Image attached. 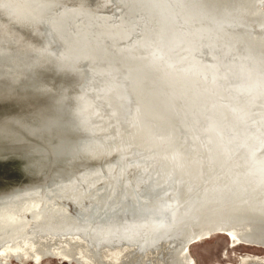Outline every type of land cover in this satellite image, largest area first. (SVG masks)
<instances>
[{
	"label": "water",
	"instance_id": "95a60500",
	"mask_svg": "<svg viewBox=\"0 0 264 264\" xmlns=\"http://www.w3.org/2000/svg\"><path fill=\"white\" fill-rule=\"evenodd\" d=\"M0 264H264V0H0Z\"/></svg>",
	"mask_w": 264,
	"mask_h": 264
}]
</instances>
